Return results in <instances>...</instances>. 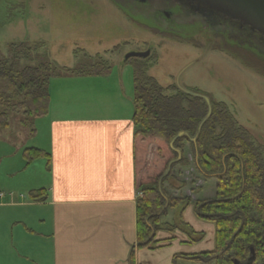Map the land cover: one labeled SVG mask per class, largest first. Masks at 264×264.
I'll return each instance as SVG.
<instances>
[{"label":"rangeland","instance_id":"obj_1","mask_svg":"<svg viewBox=\"0 0 264 264\" xmlns=\"http://www.w3.org/2000/svg\"><path fill=\"white\" fill-rule=\"evenodd\" d=\"M181 8L175 0H149L144 4L131 0H0V62L14 64L15 70L44 64L47 77L53 75L48 88L56 78L69 76L70 70L84 74L111 70L114 80L126 81L128 95L135 92V70L142 67L167 95L182 87L207 96L211 105L225 104L237 125L248 131L264 160V70L247 64L236 52L244 49L250 56L253 52L264 60V34L257 30L254 31L261 36L245 33L228 24L211 26L200 15ZM164 10L174 11L173 18L164 19L159 13ZM146 51H150L146 58L126 59L131 52ZM93 95L92 92L94 98ZM80 96L74 92V99ZM21 100L19 97L12 101L8 108L0 105V112L6 111L10 122L9 128L1 130L21 134L16 141L26 137L19 130L23 115L31 117L14 108ZM37 126L34 122L27 129L37 130ZM45 141V134L29 135L23 143L31 148L39 146V142L45 146ZM24 150L12 157V148L0 142V186L39 178L46 159L28 165ZM184 152L193 161L188 143ZM21 163L27 167L25 172L17 178L7 175ZM172 176L164 182L165 190L173 197H190L192 202L168 208L158 237L174 238V254L186 252L189 247L195 252L214 250L215 224L198 217L193 200L214 198L217 178L204 177L192 167L181 166L173 168ZM148 258L158 260L157 264H215L183 258L171 263L169 254L163 252L149 254Z\"/></svg>","mask_w":264,"mask_h":264},{"label":"crops","instance_id":"obj_2","mask_svg":"<svg viewBox=\"0 0 264 264\" xmlns=\"http://www.w3.org/2000/svg\"><path fill=\"white\" fill-rule=\"evenodd\" d=\"M110 71L56 78L48 88V113L20 120L19 130L27 138L45 134V146L31 147L50 153L51 160L41 165L36 180L0 186V264H157L148 256L159 252L177 263V254L171 253L174 238L158 237L159 232L157 239H170L168 244L137 248L135 92L128 95L126 81L117 82ZM74 92L81 96L74 99ZM92 92L100 100L86 103L94 99ZM32 118L39 131H28ZM20 136L0 128V142L12 148V157L27 148L25 136L16 141ZM26 170L21 163L7 175L17 178ZM40 189L46 198L33 200L31 191ZM185 251L200 253L190 247Z\"/></svg>","mask_w":264,"mask_h":264},{"label":"trees","instance_id":"obj_3","mask_svg":"<svg viewBox=\"0 0 264 264\" xmlns=\"http://www.w3.org/2000/svg\"><path fill=\"white\" fill-rule=\"evenodd\" d=\"M225 24L245 33L259 34L240 21L228 19ZM236 52L242 54L247 64L264 70V60L252 51L254 57L244 49L238 48ZM45 67L41 64L15 70L14 64L0 62V105L11 107L12 101L21 97L15 109L33 118L46 115L50 104L48 83L53 75L47 77ZM134 82V182L140 192L137 248L157 249L168 244L170 239H157L162 217L168 208L189 205L192 199L171 196L164 182L173 177V168L192 167L204 177L217 178L215 197L193 203L200 219L215 224V248L177 254L175 259L214 261L215 264H264V160L248 131L237 125L225 104L212 103L211 115L207 117L209 106L203 98L191 96L179 88H175V94L167 95L154 78L146 76L142 67L136 68ZM8 126V113L0 112V128ZM181 131L187 136L177 137ZM192 137L196 140L191 141ZM186 143L193 155L191 162L184 152ZM178 151L182 158L164 176L169 164L178 159ZM24 157L28 165L40 158L49 163L51 160L50 153L33 147L24 150ZM46 196L44 189L30 193L33 200Z\"/></svg>","mask_w":264,"mask_h":264},{"label":"water","instance_id":"obj_4","mask_svg":"<svg viewBox=\"0 0 264 264\" xmlns=\"http://www.w3.org/2000/svg\"><path fill=\"white\" fill-rule=\"evenodd\" d=\"M200 1L211 5L213 8L226 14L231 19L242 21L244 24L250 26L254 30H257L260 33L264 34V0H200ZM149 55H150V51L131 52L126 56V59H130L132 57L146 58ZM179 89L191 96L203 98L208 104L209 109H211V103L207 96L194 91L186 90L185 88L182 87H179ZM182 136H187V133L185 131H181L177 137H182ZM190 140L195 141L196 138L192 137L190 138ZM178 152H179L178 159L172 161L169 164V167L167 171L164 173V176H167L172 168V165L177 163L182 158L181 151ZM252 251L254 252V249ZM254 258L255 256L252 257V260H254Z\"/></svg>","mask_w":264,"mask_h":264},{"label":"flooded vegetation","instance_id":"obj_5","mask_svg":"<svg viewBox=\"0 0 264 264\" xmlns=\"http://www.w3.org/2000/svg\"><path fill=\"white\" fill-rule=\"evenodd\" d=\"M131 1L143 3V4L149 2V0H131ZM175 1L178 3V5L182 7L181 9H188L192 13L200 15V17H202L211 26L224 25L225 23H227L228 19H231L226 14L220 12L219 10L213 8L211 5L204 3L200 0H175ZM173 12L164 10L159 13L163 16V18L165 17L166 19L170 20L174 16ZM235 21H239V20H235Z\"/></svg>","mask_w":264,"mask_h":264}]
</instances>
